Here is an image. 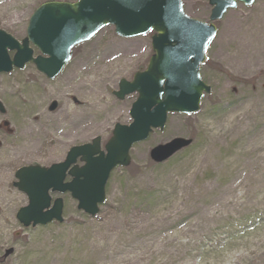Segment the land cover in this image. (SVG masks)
Wrapping results in <instances>:
<instances>
[{"label":"rangeland","instance_id":"rangeland-1","mask_svg":"<svg viewBox=\"0 0 264 264\" xmlns=\"http://www.w3.org/2000/svg\"><path fill=\"white\" fill-rule=\"evenodd\" d=\"M46 1L0 0V29L22 41ZM183 4L209 21L207 0ZM215 24L201 66L211 93L198 112L170 114L164 129L134 145L131 164L111 173L97 221L62 194L63 222L24 228L16 214L28 199L13 186L15 172L62 161L96 136L104 145L116 123L131 122L135 95L119 100L112 92L146 67L152 32L123 38L106 26L76 46L52 80L32 63L0 74V264H264V230L247 229L264 212V0L239 2ZM179 136L192 145L151 160L154 146Z\"/></svg>","mask_w":264,"mask_h":264},{"label":"water","instance_id":"water-1","mask_svg":"<svg viewBox=\"0 0 264 264\" xmlns=\"http://www.w3.org/2000/svg\"><path fill=\"white\" fill-rule=\"evenodd\" d=\"M239 1L249 6L255 0H209L213 6L210 23L188 16L182 0L51 1L33 12L22 42L0 29V73L33 61L48 78L61 72L73 47L107 25H114L121 37L155 31L154 53L147 68L130 81L121 79L119 89L113 92L119 99L138 95L130 110L132 122L115 125L105 150L101 149V137H96L91 143L73 146L63 162L50 167L27 165L16 171L14 185L28 198V204L17 212L24 227L63 221V199L52 204L50 191L70 192L78 209L96 216L106 199L112 170L130 165L133 145L147 140L154 129L162 130L170 113L193 114L200 109L202 97L211 92V86L201 78L200 67L217 33L214 22ZM30 43L39 48V56H33ZM9 50H16L13 58ZM57 106L53 101L49 109ZM0 111L5 112L1 102ZM191 143V138L175 137L153 147L150 157L156 163L164 162ZM78 158L84 162L82 166L76 164ZM67 172L72 179L65 183Z\"/></svg>","mask_w":264,"mask_h":264},{"label":"trees","instance_id":"trees-1","mask_svg":"<svg viewBox=\"0 0 264 264\" xmlns=\"http://www.w3.org/2000/svg\"><path fill=\"white\" fill-rule=\"evenodd\" d=\"M105 207H108V204H104ZM87 218L91 219L92 221H97V216L95 218H90L88 215L84 214ZM250 226L247 228L250 230L252 227H254V232H261L264 230V212L258 213L257 215L255 214L252 218H250ZM247 230V234L249 231Z\"/></svg>","mask_w":264,"mask_h":264},{"label":"bare ground","instance_id":"bare-ground-1","mask_svg":"<svg viewBox=\"0 0 264 264\" xmlns=\"http://www.w3.org/2000/svg\"><path fill=\"white\" fill-rule=\"evenodd\" d=\"M29 134H31V132H29ZM30 144L34 146H40V145H47L49 143L48 142H30Z\"/></svg>","mask_w":264,"mask_h":264},{"label":"flooded vegetation","instance_id":"flooded-vegetation-1","mask_svg":"<svg viewBox=\"0 0 264 264\" xmlns=\"http://www.w3.org/2000/svg\"><path fill=\"white\" fill-rule=\"evenodd\" d=\"M35 55H36V54H35ZM29 64H31V63H29ZM75 103H76V102H75ZM76 104H77V105H80V103H76ZM70 178H71L70 176H67L66 179H65V181H68ZM52 196H55V194L52 193Z\"/></svg>","mask_w":264,"mask_h":264}]
</instances>
